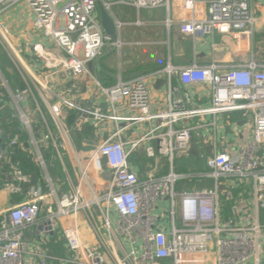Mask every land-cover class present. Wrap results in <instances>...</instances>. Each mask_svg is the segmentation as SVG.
<instances>
[{
	"label": "built area",
	"instance_id": "obj_1",
	"mask_svg": "<svg viewBox=\"0 0 264 264\" xmlns=\"http://www.w3.org/2000/svg\"><path fill=\"white\" fill-rule=\"evenodd\" d=\"M174 1L177 6L173 5ZM98 2L110 10V0H0V15L19 5H27L35 15L36 28L66 54L67 59H61L58 64L69 75L79 78L90 75L88 65L99 58L106 47H121V42L113 41L102 28L97 15ZM125 2L137 9L164 8L169 14L179 11L182 16L176 21L170 15L166 25L171 27L177 22L182 33L231 36L241 47L248 45L255 33L253 0ZM7 36L8 32L0 29V44L12 59H18ZM36 52L41 54L38 49ZM160 76L176 77L186 89L207 85L211 88V105L186 108V103L191 102L190 93H186L185 100L170 99L165 110L156 109L149 79ZM96 84L105 109L101 105L83 107L54 88L42 87L56 131L53 134L49 130L42 143L52 140L58 152L62 148L68 154L73 153L78 182L71 184L72 191L60 194L47 177L52 187L49 192L34 186L27 192L25 201L0 213V264H51L49 256L37 246L30 252L26 231L35 226L36 235L48 237L56 233L61 217L72 220L63 231L67 254L57 258L59 264H161L163 261L170 264H264V223L259 218L264 210V63L252 59L243 64L223 65L213 59L206 66L169 64L148 75L129 80L119 78L112 86ZM13 98L20 121L30 128L31 119L22 106L24 93L17 91ZM67 111L79 113V126L92 122L108 133L84 158L78 157L73 148L71 129L65 119ZM237 112L251 115L252 134L236 155L215 151L208 158L209 171L203 176L214 179V190L177 193L175 185L187 178L185 175L171 171L162 177L141 180L132 171L130 157L141 145H150L147 149L150 157H155L157 152L172 164L175 158L190 152L193 135L201 128L190 125L189 121ZM109 123L115 125L114 130L108 129ZM141 126L149 127L144 135L128 142L123 139L126 131ZM155 142L157 151L152 146ZM33 143L35 162L46 170L41 149L37 141ZM19 148H23L19 137L7 136V143L0 149V168L8 167L13 179L5 186L13 193H22V185L29 183L22 166L13 161ZM92 177L103 181L97 187L90 184L91 198L87 200L84 185ZM221 179H237L240 184L252 180V205L242 198L232 208L231 215L222 219ZM226 195L230 199L233 193L228 190ZM164 200L169 201L168 209L160 206ZM179 209L181 223L177 224ZM81 214L85 215L97 239L95 245L83 239L78 222ZM167 216L171 225L169 232L162 223ZM213 243L215 252L211 247ZM29 252L40 260L27 261L25 256ZM213 253L215 259L208 261Z\"/></svg>",
	"mask_w": 264,
	"mask_h": 264
},
{
	"label": "crops",
	"instance_id": "obj_2",
	"mask_svg": "<svg viewBox=\"0 0 264 264\" xmlns=\"http://www.w3.org/2000/svg\"><path fill=\"white\" fill-rule=\"evenodd\" d=\"M125 1L110 0L109 10L118 25L117 40L121 42V47H106L103 54L88 65L90 75L79 78L72 77L58 64L61 59H67L66 54L36 28L35 15L27 5H19L0 15V29L8 32L7 38L18 55V59H12L0 44V114L5 113V118L0 115V149L7 143V136H18L23 149L19 148L16 151L13 161L15 164L19 163L24 174L29 177V183L22 185L23 192L13 193L5 186L6 183L13 182L10 169L6 166L0 168V213L25 201L27 192L34 186L42 187L44 191L49 192L52 187L49 186L47 177L52 179L54 188L60 194L72 191L71 184L78 182V167L73 153L68 154V151L62 148L58 152L52 140L42 143V138L49 130L56 134L43 86L54 88L83 107L94 108L101 105L105 109L103 101L98 96L97 82L104 86H112L119 78L129 80L148 75L169 64L176 67L192 64L206 66L213 59L223 65L243 64L252 59L264 63V0H253L256 16L255 33L244 47L238 45L231 36L218 33L214 35L182 33L177 22L168 27L166 21L170 15L175 20L182 16L177 10L169 14L164 8L137 9ZM173 5L177 6V2L174 1ZM97 15L101 17L98 8ZM36 49L40 51V55ZM149 87L153 105L158 110H165L170 99L185 100L186 93L191 95V102L186 103V108L211 105V88L205 84L186 89L182 87L178 78L160 76L149 79ZM176 89L178 90L175 91ZM17 91L25 95L22 106L31 119L30 128L25 127L17 114L13 98ZM65 119L71 129L73 148L78 157L84 158L87 151L96 146L102 137L108 135L92 122L79 126L77 111H67ZM189 124L200 125L201 128L195 131L192 147L186 158L180 156L179 163L176 164L175 158L171 164L168 158L158 155L157 152L155 157H150L147 153L150 145L143 144L130 157L132 171L141 180L150 176L162 177L171 171L185 175L187 178L175 185L177 193L214 190V179L203 176L209 171L208 158L213 156L215 151H226L233 156L236 155L252 134V117L237 112L217 117L207 116L205 119L197 118L189 121ZM107 126L109 130L115 129L113 123ZM7 128L9 130L6 134ZM148 129L147 126L132 128L125 132L123 139L126 142L133 141L144 135ZM34 140L37 141L44 156L46 170L35 162ZM152 146L157 151V143H152ZM101 181L103 180L94 177L89 179L84 185L85 199L91 198L90 184L97 187ZM228 190L233 193L230 199L226 195ZM252 190V180L240 184L237 179H221L219 198L222 219L231 215L232 208L242 198L252 205ZM160 206L168 209L169 201H162ZM53 207L56 208V204ZM253 210L251 207L252 212ZM158 212L157 210L156 213ZM177 218V224H180V209ZM259 218L264 223V210L260 212ZM168 219V216L165 217L162 223L169 232L171 225ZM71 220L66 217L59 218L56 233L44 238L35 234V226L29 228L26 231V241L30 252H34L37 246L41 252L49 256L51 264H59L57 258L65 257L67 254L63 231ZM78 222L84 241L95 245L97 239L92 234L85 215L81 214ZM211 247L215 252L216 244L213 243ZM30 252L25 256L27 261L40 260L39 257H33ZM213 256L214 253L210 255L211 259L207 260H214ZM161 264L170 262L163 261Z\"/></svg>",
	"mask_w": 264,
	"mask_h": 264
},
{
	"label": "water",
	"instance_id": "obj_3",
	"mask_svg": "<svg viewBox=\"0 0 264 264\" xmlns=\"http://www.w3.org/2000/svg\"><path fill=\"white\" fill-rule=\"evenodd\" d=\"M98 9L101 13V25L107 35H109L113 41L117 40V25L109 11L105 9L101 2H98ZM5 139V136L3 137Z\"/></svg>",
	"mask_w": 264,
	"mask_h": 264
},
{
	"label": "rangeland",
	"instance_id": "obj_4",
	"mask_svg": "<svg viewBox=\"0 0 264 264\" xmlns=\"http://www.w3.org/2000/svg\"><path fill=\"white\" fill-rule=\"evenodd\" d=\"M96 145V144H95ZM92 146V145H91ZM183 158H186V154H184L183 156H182ZM181 157H177V160H176V164L177 163H179V159H180ZM183 160H185V159H183ZM191 181V180H190ZM186 182H189V181H186ZM193 182V181H192Z\"/></svg>",
	"mask_w": 264,
	"mask_h": 264
},
{
	"label": "trees",
	"instance_id": "obj_5",
	"mask_svg": "<svg viewBox=\"0 0 264 264\" xmlns=\"http://www.w3.org/2000/svg\"><path fill=\"white\" fill-rule=\"evenodd\" d=\"M2 117H4L5 118V113L4 114H0ZM8 130H9V128H7V131H5L6 132V134L8 133ZM23 149V148H22ZM23 151V150H22Z\"/></svg>",
	"mask_w": 264,
	"mask_h": 264
}]
</instances>
